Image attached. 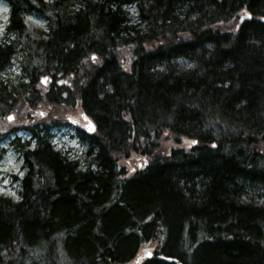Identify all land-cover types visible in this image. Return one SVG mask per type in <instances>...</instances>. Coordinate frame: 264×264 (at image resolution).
I'll return each instance as SVG.
<instances>
[{
  "label": "trees",
  "instance_id": "16d2710c",
  "mask_svg": "<svg viewBox=\"0 0 264 264\" xmlns=\"http://www.w3.org/2000/svg\"><path fill=\"white\" fill-rule=\"evenodd\" d=\"M4 1L0 74L27 81L0 76V121L13 99L36 124L0 264H264V0ZM66 105L94 125L82 162L34 113Z\"/></svg>",
  "mask_w": 264,
  "mask_h": 264
},
{
  "label": "rangeland",
  "instance_id": "374dc122",
  "mask_svg": "<svg viewBox=\"0 0 264 264\" xmlns=\"http://www.w3.org/2000/svg\"><path fill=\"white\" fill-rule=\"evenodd\" d=\"M5 8L7 11L4 10ZM126 9L128 10L130 16L133 17L135 11L134 7L129 6L126 7ZM5 17L8 18V5L4 0H0V44H3L5 41L3 39L4 29L7 23V19H5ZM26 17L28 21L37 27L43 30L46 29V23L42 17L32 14L27 15ZM244 17L245 16L241 14V18ZM11 62L12 63H9V65L4 68L0 76L11 80V84H16L17 81L26 82L27 78L24 72H22L18 61L13 59ZM10 104L12 105L11 110H9L4 116H1L2 121H0V132L5 133L0 136V195L16 200L20 190L19 180L22 177V162L20 154H18L14 149L16 144L12 143L11 140L15 137H17L20 142L30 139V134L26 128L32 127L36 123H34V121H24L22 115L19 116V114L15 112V101L13 99ZM41 112L44 113L43 116L40 115ZM46 112L47 109H42V107H37V109L34 110V113L41 119H51V121L45 122L44 124L48 126V132L51 135V143L53 147L69 159L79 160L82 162L83 158L86 157L84 153L85 147L82 143V139L86 138V136H83L82 133H86L88 135V131L81 129L75 124H79L80 126L85 125L88 129L91 128L88 118H86L87 121L82 120V117L84 116L82 109H76L66 105L64 109L54 111V115L47 114ZM9 116L12 117V120L8 119ZM38 124L41 125L42 123ZM90 131L91 133L93 132V130ZM164 135L165 138H163L162 144L173 143L174 140L170 142L173 138L168 133H164ZM150 249L152 250V245L144 246V249L140 252L137 260L140 261V259H142L146 254L149 255L151 251Z\"/></svg>",
  "mask_w": 264,
  "mask_h": 264
},
{
  "label": "snow or ice",
  "instance_id": "6c2138e0",
  "mask_svg": "<svg viewBox=\"0 0 264 264\" xmlns=\"http://www.w3.org/2000/svg\"><path fill=\"white\" fill-rule=\"evenodd\" d=\"M4 10H5V11H7V9H6V8H5ZM5 19H7V17H5ZM92 59H93V60H95V59H96V57L93 55ZM47 79H48L47 77H44V78H43V82H45V83H46V82H47ZM40 115H41V116H43V115H44V113H42V112H41V113H40ZM8 119H9V120H12V117H11V116H9V117H8ZM89 130H94V129H91V128H90ZM191 143H192V144H195V143H196V141H192ZM21 175H23V174L21 173ZM6 182H7V181H6Z\"/></svg>",
  "mask_w": 264,
  "mask_h": 264
},
{
  "label": "flooded vegetation",
  "instance_id": "af4514ba",
  "mask_svg": "<svg viewBox=\"0 0 264 264\" xmlns=\"http://www.w3.org/2000/svg\"><path fill=\"white\" fill-rule=\"evenodd\" d=\"M43 83V85H47V82L45 83V82H42ZM87 117H85V116H83L82 117V120L83 121H87V119H86ZM84 124H85V122H84ZM76 126L78 125L81 129H83V130H87L88 132V134H91V131L84 125V126H80L79 124H75ZM86 134V133H85Z\"/></svg>",
  "mask_w": 264,
  "mask_h": 264
},
{
  "label": "bare ground",
  "instance_id": "6f19581e",
  "mask_svg": "<svg viewBox=\"0 0 264 264\" xmlns=\"http://www.w3.org/2000/svg\"><path fill=\"white\" fill-rule=\"evenodd\" d=\"M9 115V114H8ZM89 120V123H91V129H93L94 128V125H93V123L91 122V120L90 119H88ZM3 151V150H2ZM168 260L170 261V259L168 258Z\"/></svg>",
  "mask_w": 264,
  "mask_h": 264
},
{
  "label": "water",
  "instance_id": "95a60500",
  "mask_svg": "<svg viewBox=\"0 0 264 264\" xmlns=\"http://www.w3.org/2000/svg\"><path fill=\"white\" fill-rule=\"evenodd\" d=\"M90 125H91V123H90ZM167 261H169L168 259H167ZM174 261V260H173Z\"/></svg>",
  "mask_w": 264,
  "mask_h": 264
}]
</instances>
